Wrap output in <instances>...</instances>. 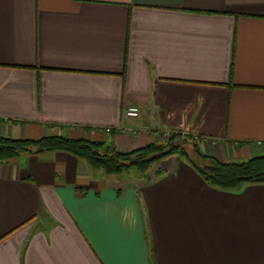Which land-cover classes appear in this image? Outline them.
Wrapping results in <instances>:
<instances>
[{
  "label": "crops",
  "instance_id": "obj_1",
  "mask_svg": "<svg viewBox=\"0 0 264 264\" xmlns=\"http://www.w3.org/2000/svg\"><path fill=\"white\" fill-rule=\"evenodd\" d=\"M165 131L264 155V0H0V136L129 152ZM180 155L0 163V264H264V184L217 189Z\"/></svg>",
  "mask_w": 264,
  "mask_h": 264
},
{
  "label": "trees",
  "instance_id": "obj_2",
  "mask_svg": "<svg viewBox=\"0 0 264 264\" xmlns=\"http://www.w3.org/2000/svg\"><path fill=\"white\" fill-rule=\"evenodd\" d=\"M182 144L192 145L188 152ZM200 141L190 135L172 133L164 143H153L129 152L118 150L114 142L47 136L39 139H16L0 136V163L17 160L23 155H45L52 152L72 154L94 170L108 177L120 176L136 169L146 174L154 165L175 154H181L204 180L223 191H238L247 184H264V155L245 161L222 162L202 152Z\"/></svg>",
  "mask_w": 264,
  "mask_h": 264
},
{
  "label": "built area",
  "instance_id": "obj_3",
  "mask_svg": "<svg viewBox=\"0 0 264 264\" xmlns=\"http://www.w3.org/2000/svg\"><path fill=\"white\" fill-rule=\"evenodd\" d=\"M126 115L128 117H132V118H136V117H139L140 115V111L138 108L136 107H130L127 109L126 111ZM107 133H111L112 132V129L108 128L105 130ZM173 131H165L163 133V138L164 139H168L171 135H172ZM196 140H199L198 137H195Z\"/></svg>",
  "mask_w": 264,
  "mask_h": 264
},
{
  "label": "rangeland",
  "instance_id": "obj_4",
  "mask_svg": "<svg viewBox=\"0 0 264 264\" xmlns=\"http://www.w3.org/2000/svg\"><path fill=\"white\" fill-rule=\"evenodd\" d=\"M182 146H183L184 149H185L186 151H188V152L193 151V149H192V145H190V144H187V145L182 144ZM135 171H136V170H135Z\"/></svg>",
  "mask_w": 264,
  "mask_h": 264
}]
</instances>
